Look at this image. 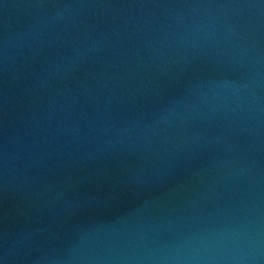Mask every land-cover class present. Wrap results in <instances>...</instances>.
Listing matches in <instances>:
<instances>
[{
  "label": "water",
  "instance_id": "1",
  "mask_svg": "<svg viewBox=\"0 0 264 264\" xmlns=\"http://www.w3.org/2000/svg\"><path fill=\"white\" fill-rule=\"evenodd\" d=\"M0 264H264V0H0Z\"/></svg>",
  "mask_w": 264,
  "mask_h": 264
}]
</instances>
